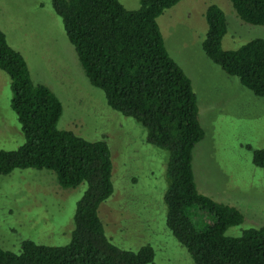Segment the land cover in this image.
Masks as SVG:
<instances>
[{
  "label": "trees",
  "instance_id": "obj_1",
  "mask_svg": "<svg viewBox=\"0 0 264 264\" xmlns=\"http://www.w3.org/2000/svg\"><path fill=\"white\" fill-rule=\"evenodd\" d=\"M181 1L141 0L140 8L128 10L120 0H52V8L90 84L103 91L110 108L145 128L148 144L168 152L166 228L193 264H264V226L227 236L230 227L243 223L242 212L197 188L194 149L206 136L198 98L191 79L170 55L158 24V18ZM230 2L242 21L264 26V0ZM205 19V55L264 98V39L224 50V11L210 5ZM0 70L11 79V107L25 139L16 150H0V176L16 169L48 170L62 188L87 184L68 244L27 240L19 252L0 247V264H152L155 252L150 245L126 250L106 235L99 208L114 193L108 143L58 128L60 99L48 86L33 82L25 58L1 29ZM252 163L264 170V149L252 151Z\"/></svg>",
  "mask_w": 264,
  "mask_h": 264
},
{
  "label": "rangeland",
  "instance_id": "obj_2",
  "mask_svg": "<svg viewBox=\"0 0 264 264\" xmlns=\"http://www.w3.org/2000/svg\"><path fill=\"white\" fill-rule=\"evenodd\" d=\"M120 2L128 10L141 6V0ZM210 5L226 15L224 50L264 39V26L242 21L230 0H183L166 10L158 24L170 55L191 79L198 98L206 136L194 149L197 188L242 212L243 223L226 232L238 237L249 228L264 226V170L252 163V151L264 149V98L203 52ZM0 29L25 58L33 82L48 86L60 99L63 114L58 128L108 143L114 193L99 208L107 237L126 250L150 245L155 252L152 264H193L166 228L168 152L148 144L145 128L110 108L103 91L90 84L52 0H0ZM12 95L11 79L0 70V150H16L25 141L11 107ZM86 188V183L62 188L48 170L16 169L0 176V247L19 252L27 240L47 246L68 244Z\"/></svg>",
  "mask_w": 264,
  "mask_h": 264
}]
</instances>
